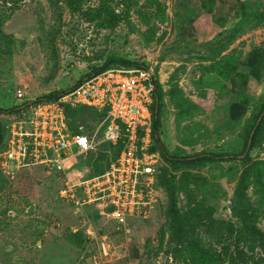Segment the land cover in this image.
Wrapping results in <instances>:
<instances>
[{"label": "rangeland", "instance_id": "obj_1", "mask_svg": "<svg viewBox=\"0 0 264 264\" xmlns=\"http://www.w3.org/2000/svg\"><path fill=\"white\" fill-rule=\"evenodd\" d=\"M159 1L160 10L149 0H110L102 21L85 14L100 0H86L79 12L65 0H0V109L72 89L106 61L124 58L158 81L161 133L172 154H240L264 105V0ZM13 116L0 112V139ZM102 122L87 114L81 124L97 133ZM109 144L95 153L102 164L115 155ZM245 169L248 201L239 218L233 200ZM157 171L148 204L125 226L93 205L61 200V183L48 171L1 172L0 264H186L173 253L172 192L184 221L223 264H264V138L235 162L189 169L161 157Z\"/></svg>", "mask_w": 264, "mask_h": 264}, {"label": "built area", "instance_id": "obj_2", "mask_svg": "<svg viewBox=\"0 0 264 264\" xmlns=\"http://www.w3.org/2000/svg\"><path fill=\"white\" fill-rule=\"evenodd\" d=\"M155 80L146 66L117 65L86 78L56 100L33 103L26 116L12 117L6 125L0 172L15 178L25 169L41 167L61 183V200L78 208L93 205L109 220L127 225L148 204L145 199L150 194L145 191L156 183L159 174L161 155L152 151ZM17 97L25 98L24 90L19 89ZM69 107L106 112L97 129V133L103 130V139L83 125L79 133H74ZM122 140L124 147L117 160L103 175L90 177V169L81 165L83 161L97 153L102 142L116 145ZM57 173L62 174L60 179ZM111 206L113 212L108 211ZM102 247L106 249L105 242Z\"/></svg>", "mask_w": 264, "mask_h": 264}, {"label": "trees", "instance_id": "obj_3", "mask_svg": "<svg viewBox=\"0 0 264 264\" xmlns=\"http://www.w3.org/2000/svg\"><path fill=\"white\" fill-rule=\"evenodd\" d=\"M5 1L9 2V0H5ZM65 3L68 5V7L72 12H79L83 10V6L85 5L86 0H65ZM147 5L148 7L156 6L158 10H160L162 4L160 3L159 0H149ZM111 8L112 6L110 0H100V5L97 8L89 9L85 11V14L91 18L106 21L108 19L105 20L103 19L108 18L110 16ZM139 15L142 18H144L145 21L147 22L150 21L147 20L141 12H139ZM117 65H122L126 67L146 66L144 64L141 65L138 62L124 58H113L106 61V63H104L102 67L96 69L95 71H93V73L87 75L85 78H82L78 82L77 86L81 85L86 78H91L92 76L98 75L106 71L107 69L111 68L112 66H117ZM155 84H156L155 103L153 105V112H154L153 140L155 142V145L152 148V151H158L166 163L178 168L190 169V168H198L200 166H204L206 164H211V163H223V162H231V161L235 162V160L243 157L246 154L248 142L254 130L255 133L253 136L252 146L250 151L253 150L261 140H263L264 105L261 108L259 114L256 116L255 120L253 121L251 127L246 132L245 147L240 154L234 155L231 153H199L192 156H181V155L172 154L167 144L164 142L162 138L161 127H162V115H163V100L161 95V88L159 86L158 81L155 80ZM69 90L54 91L46 95L45 97L39 98L36 101H31V102L33 104V103H38L42 100L53 101L58 99L61 95H63ZM30 108L31 105L29 106V103H25L23 105H20L19 107H14L8 111L0 109V112L11 113L14 115L13 117L15 118H22L29 113ZM67 114L71 119L70 128L76 134L80 132L79 126L83 125L81 123L82 122L85 123V116H87V114L90 115L92 114L98 118H102V121L107 116L106 112L100 113L88 107H76V108L69 107L67 109ZM260 118L262 119L259 122ZM85 130L87 131L86 126H85ZM6 137H7V128L6 125L5 126L3 125L2 135L0 139V153L4 148ZM108 147L115 149V155L111 157L112 158L111 162L108 161L107 163L105 162V164H102L97 158L95 153L90 154L89 157L87 158L86 165L90 169L89 172L90 177L103 175L110 168L112 162L117 160V158L120 156L123 150L124 147L123 140L118 142V144L116 145L109 144ZM101 157L108 159L107 155H101ZM242 160L244 163L250 162L249 155L244 157ZM81 165L85 166L84 162ZM39 168L43 169L41 167ZM37 169L38 168L25 169L22 172L24 171L34 172ZM0 174L2 173L0 172ZM49 175L55 180L53 175L51 174ZM247 175H249L248 169H245L242 172V175L240 176L234 194L233 211L236 214V216L239 218H244L245 216L244 207L248 201L247 192L249 186L247 182ZM169 215L171 216L174 225L173 236L176 237V246L173 247V253L176 256L181 257L186 264H223L221 257L217 256L211 247L203 246L204 241L196 234L195 228L191 227L194 225L184 221V218L177 205V198L175 192L170 193ZM240 257L243 258L242 255H240ZM243 261L245 260L243 259Z\"/></svg>", "mask_w": 264, "mask_h": 264}, {"label": "water", "instance_id": "obj_4", "mask_svg": "<svg viewBox=\"0 0 264 264\" xmlns=\"http://www.w3.org/2000/svg\"><path fill=\"white\" fill-rule=\"evenodd\" d=\"M30 105H32V102H30L29 103V106ZM261 119L262 118H260V120H259V122L261 121ZM254 133H255V130L252 132V134H251V136H250V140H249V142H248V146H247V152H246V154L250 151V149H251V146H252V140H253V136H254ZM242 158V157H241ZM56 177L58 178V179H60L61 177H62V174H59V173H57L56 174ZM108 211L109 212H113L114 211V207H109L108 208Z\"/></svg>", "mask_w": 264, "mask_h": 264}]
</instances>
